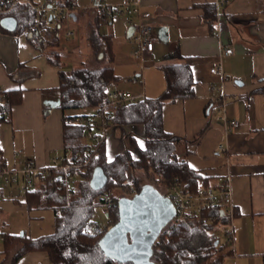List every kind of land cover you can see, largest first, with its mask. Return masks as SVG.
Listing matches in <instances>:
<instances>
[{
    "label": "crops",
    "instance_id": "obj_1",
    "mask_svg": "<svg viewBox=\"0 0 264 264\" xmlns=\"http://www.w3.org/2000/svg\"><path fill=\"white\" fill-rule=\"evenodd\" d=\"M71 1L63 5H71L74 12L64 19L82 20L87 41L89 26L96 22L99 10L126 0ZM136 1L151 15L156 28L155 46L152 52L140 57V67L133 64L132 72L120 77L115 88L130 91L137 99L156 98L166 88L161 64L190 62L197 80L195 95L163 104L164 128L179 135L178 156L212 184L220 176L231 178L236 214L233 240L225 242L226 250L231 253L224 259L230 264H264V93L258 91L264 87V0H228L226 4L218 3L219 0ZM207 2L217 6L218 16L212 31L202 19V4ZM57 4L62 3L57 0ZM105 22L114 26L113 31L110 26L113 34L120 32V36L124 35V39L126 36L133 44V49L138 47L130 38L133 29L126 15L108 17ZM60 24L61 27H53L46 33L51 30L53 34L59 33V40L68 51L74 49L69 46L72 41L80 49V39H69L74 36L67 34L71 28L62 35L64 22ZM25 30L17 35L0 28V89L23 90V100L13 106L10 122L0 123V169L19 170L32 163L39 172L49 173L55 166L54 160L64 155L65 143L64 112L60 105L53 107L47 101L61 99L60 70L74 67H66L64 59L60 65L51 62L46 55L48 48L37 47ZM53 47L59 52L58 46ZM226 48H232L233 52L224 53ZM177 50L181 57L172 56ZM91 51L87 55L89 61L94 55ZM101 56L93 66L105 63ZM114 62L115 59L111 65L115 69ZM219 66L218 72L211 71ZM16 77H22V81ZM222 97H225L227 116L240 121L231 132L226 131L222 113L211 109ZM132 130L129 125H112L106 139L112 155L123 148ZM28 208L26 195L0 182V222L4 228H9L5 215L18 211L27 212L28 223L36 227L30 236L54 231L52 209ZM47 214L50 221L46 225L43 217ZM1 228L0 224V230L6 232ZM4 258L2 252L0 264H8L3 262ZM17 264L53 262L43 250L25 253Z\"/></svg>",
    "mask_w": 264,
    "mask_h": 264
},
{
    "label": "trees",
    "instance_id": "obj_2",
    "mask_svg": "<svg viewBox=\"0 0 264 264\" xmlns=\"http://www.w3.org/2000/svg\"><path fill=\"white\" fill-rule=\"evenodd\" d=\"M59 3H72L71 0H58ZM4 0H0V6ZM203 18L211 31L217 19V6L207 2L202 4ZM106 8V7H105ZM103 8L91 23L87 32L90 49L98 58L101 56L105 64L97 67H74L68 71L60 70V107L64 112V155L70 149L69 159L76 162L79 155L87 157L85 148L89 144L86 136L87 126L84 123L86 114L70 115V108L91 110L103 105L109 99V91L120 81L114 66L112 36L101 31V25L108 18ZM4 16H14L18 25L15 30L2 28L4 32L21 34L31 28L36 20L35 10L25 4L11 8ZM50 30V29H48ZM47 31V30H46ZM52 31V30H51ZM48 31L47 37L52 32ZM46 37V34H43ZM54 41L60 39L54 33ZM30 40L41 49L43 37L30 36ZM54 45V44H52ZM46 53L49 60L56 65L62 63L60 51ZM173 57H181L177 50ZM166 79V88L156 98L144 97L121 105L111 115V124L129 125L132 132L126 136L123 148L111 154L106 140L96 144V151L87 164L76 168L78 180L71 186L62 183L59 169L50 168L49 173L39 172L36 186L23 192L27 197L28 209H52L54 212V231L37 237L27 233L13 234L0 230L3 240L4 263L17 264L22 255L29 251H45L53 264H133L131 261H117L107 256L99 243L101 235L88 236L83 227L93 219L95 205L99 195L106 189L115 186L125 187L132 180L138 191L144 185H152L164 193L172 186L185 185L187 191L197 192L202 186L213 185L210 179L191 167L188 161L180 158L176 152L179 135L166 131L163 125V104L168 100L188 98L195 95L197 80L190 62H168L161 64ZM21 80L22 77H16ZM258 91L264 93V87ZM23 100V90H0V123L10 122V114L14 105ZM264 128V127H263ZM1 151V149H0ZM69 161V160H68ZM100 166L108 176L107 184L100 190L90 185L94 169ZM137 172L150 182L143 184ZM162 188V189H160ZM126 196V195H125ZM128 197V196H126ZM114 196V203L108 207L109 223L115 224L119 219V200ZM215 214V223H203V217ZM226 222L223 213L217 209L204 210L199 218L181 223L171 221L161 232L154 244L152 260L157 264H223L224 258L231 251L221 243L218 231ZM218 241V242H217ZM217 242V243H216Z\"/></svg>",
    "mask_w": 264,
    "mask_h": 264
},
{
    "label": "built area",
    "instance_id": "obj_3",
    "mask_svg": "<svg viewBox=\"0 0 264 264\" xmlns=\"http://www.w3.org/2000/svg\"><path fill=\"white\" fill-rule=\"evenodd\" d=\"M227 2L228 0H219L218 3L226 4ZM22 3L31 6L37 15L33 26L25 30L29 36L42 35L48 29L61 27L60 23L64 22V18L70 17V14L74 12L71 5H55L53 0H4V4L0 6V14H5L14 6ZM141 7L139 1L126 0L122 4H117V6L112 5L105 8L108 17L117 14H124L128 17L129 23L133 27V33L130 38L138 44V47L134 49L136 57H142L144 54L152 52L155 46V25L153 24L151 15L142 10ZM67 34H74V30H67ZM232 52V48L224 49V53L226 54ZM220 68V66L218 68L213 67L211 71L218 72ZM108 93L109 99L106 103L89 110L84 116V123L87 126L86 136L89 140V144L85 148L87 157L83 158L82 155H79V160H82V162L70 160V149H68L66 155L61 156L58 160H54L55 166L59 169L62 183L67 186H71L77 181L75 179L78 177L76 168L90 161L91 155L97 149L96 144L107 139L110 128L113 125L109 121L111 120L112 113L121 105L137 100L136 96L128 90L113 88ZM219 102L212 105V111L222 113L227 132L234 131L239 126L240 121L227 116L225 97L220 98ZM38 175V168L32 163H28L25 168L19 170L1 168L0 182L14 186L23 193L36 186ZM120 187L124 188L125 195L128 197H132L139 192L132 180H129L125 187ZM112 190L113 188L106 189L99 195L98 202L105 205L106 209L114 203L115 194ZM164 195L172 201L175 207V215L172 221L178 224L186 220L199 218L204 210L217 209L221 211L226 219V222L222 226H228V230L226 231L227 242H232L233 220L236 212L232 182L229 176H220L217 183L209 187L202 186L197 192L187 191L184 184L181 187L172 186L164 191ZM217 220L218 216L215 214L203 217V223L205 224L215 223ZM111 226L109 221L107 224H102L92 219L85 223L83 232L92 237L102 236Z\"/></svg>",
    "mask_w": 264,
    "mask_h": 264
},
{
    "label": "water",
    "instance_id": "obj_4",
    "mask_svg": "<svg viewBox=\"0 0 264 264\" xmlns=\"http://www.w3.org/2000/svg\"><path fill=\"white\" fill-rule=\"evenodd\" d=\"M0 23L9 30H15L18 25L14 16H4ZM47 103L56 107L61 104V99ZM107 181L104 169L97 166L90 180L91 187L100 190ZM118 205L119 220L101 236V248L113 260L157 264L152 260L154 244L175 215L172 201L156 187L147 184L134 196L120 198Z\"/></svg>",
    "mask_w": 264,
    "mask_h": 264
},
{
    "label": "rangeland",
    "instance_id": "obj_5",
    "mask_svg": "<svg viewBox=\"0 0 264 264\" xmlns=\"http://www.w3.org/2000/svg\"><path fill=\"white\" fill-rule=\"evenodd\" d=\"M88 1V0H86ZM92 0H89V2L91 3ZM54 4L57 5V0H54ZM118 4H121L120 2H118ZM115 16V15H114ZM118 16H125L124 14H117ZM109 21V20H108ZM110 26L109 23L104 22L101 25V31L105 34H110L112 36V50L115 56V72L117 75H119V77H127L129 73H131L132 68H133V64H136L140 67L141 63H142V59L140 57H135L134 55V49H133V44L127 39V37L125 36L124 39V35L120 36L121 33L120 32H115L114 34L110 31ZM85 24H83V21L81 20H73V19H66L64 21L63 24V28L61 29V34H65V31L67 28H71L72 30H74V36L69 38L71 40H76L80 39V49H77L78 44H74L73 41L69 44V46H73V50L68 51L66 48L64 49L63 47H65V44L62 43V41H60L59 39H57V42L54 41V37L55 35L51 34V37H47L48 32L44 33L46 34V37L42 34L40 36L43 37V47H47L48 48V54H52L53 52V45L58 46L59 51L61 53V58L64 59L67 62V66L66 67H80V66H86L88 67L89 65L92 67H96L93 65H97L96 61H97V56L94 54L92 56L91 61H89L87 59V57L89 56L88 54L90 53V48L87 44L86 41V37H85ZM113 27L111 26V30L113 31ZM50 32V31H49ZM109 32V33H108ZM58 35H60L59 33H57ZM59 37V36H57ZM63 40V39H62ZM132 41V40H131ZM133 49L132 53L130 52ZM57 51V50H56ZM80 53V55H79ZM88 55V56H87ZM128 55V56H127ZM144 56H146V54H144ZM143 58V56H142ZM68 59V60H66ZM105 64V63H104ZM71 65V66H68ZM135 74V73H134ZM131 76H134L133 74H130ZM88 109L85 108H70L67 109V113L70 115H76V114H87L88 113ZM138 176L141 178V183L146 184V183H150L145 176H143L142 172H137ZM78 178V177H77ZM77 178H75L76 180H78ZM113 188V192L115 194V196H121L124 197L125 196V191L124 188H121L120 186H115V187H111ZM110 188V189H111ZM158 188V187H157ZM162 189V188H160ZM6 217V221L9 224V228H4L5 225H3L2 221L0 222L1 224V229L6 232H14V233H18L21 234L22 232L26 231V233L29 235H31V233L33 232L34 229H36V227H34V225L30 226V223H28V214L27 212H18V211H13V213L10 216L5 215ZM41 217V216H39ZM43 222L47 225L48 222L50 221V217L47 214L45 217H43ZM1 216H0V220H1ZM41 220V218H39ZM93 219L102 223V224H107L109 221V217H108V212L106 209V206L103 205L100 202H97L95 205V212L93 215ZM4 221V220H3ZM39 223V222H38ZM37 223V224H38ZM36 224V226H37ZM22 227V228H21ZM218 234L220 236L221 239V243L225 244V242L227 241V236H226V231L228 230V226L223 225L220 228H218ZM2 239L0 238V258L2 257ZM227 243V242H226ZM227 258H231V257H227ZM226 261V263H225ZM223 264H230V261H228L227 259H224Z\"/></svg>",
    "mask_w": 264,
    "mask_h": 264
}]
</instances>
